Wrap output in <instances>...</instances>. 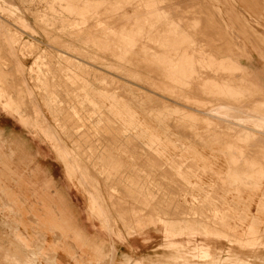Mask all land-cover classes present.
Listing matches in <instances>:
<instances>
[{
    "label": "rangeland",
    "instance_id": "rangeland-1",
    "mask_svg": "<svg viewBox=\"0 0 264 264\" xmlns=\"http://www.w3.org/2000/svg\"><path fill=\"white\" fill-rule=\"evenodd\" d=\"M213 2L0 0V131L31 135L18 119L53 140L69 177L84 184L91 210L97 204L104 211L103 225H150L134 237L123 231L124 242L110 239L88 220L87 201L50 144L34 138L29 154L19 134H2L4 144L17 140L23 157L20 171L0 183L8 188L6 179L18 176L8 189L13 209L59 212L60 230L47 238L58 249L49 251L54 262L43 264H176L161 229L179 231L175 220L189 215L207 217L204 228L239 230L257 242L255 231L264 230V91L246 85L241 64L222 61L252 48L241 22L230 29L227 21L248 13L232 14L222 0L225 20ZM228 198L245 201L228 207ZM30 218L23 220L30 225ZM4 232L15 238L17 226L0 225V264L11 247ZM101 242L107 250L114 242V263L100 256ZM212 245L227 248L224 241Z\"/></svg>",
    "mask_w": 264,
    "mask_h": 264
},
{
    "label": "crops",
    "instance_id": "crops-1",
    "mask_svg": "<svg viewBox=\"0 0 264 264\" xmlns=\"http://www.w3.org/2000/svg\"><path fill=\"white\" fill-rule=\"evenodd\" d=\"M224 2L228 3V5L224 6L228 8V12L235 14L238 12L241 13H248V15H235L232 17H229L228 25L231 29L234 28L235 22H241L239 24V27L241 28L240 32H244V34H247V39L253 40L254 42L251 43V47L243 53L244 60L247 61L245 63L243 59L240 58H227L226 60H222L223 62H231V63H238L241 64L243 76L251 75L254 77V79L260 83L263 86L264 89V50H261V45H264V33H262L256 26L252 24V22H255L262 27H264V0H223ZM240 4H236V3ZM214 4H217V6H214V9L219 10L218 13L223 15L224 13L222 9V0H215L213 2ZM221 3V4H220ZM247 7L248 10H238L236 8H241V6ZM236 7V8H235ZM217 14V12H215ZM225 19V18H224ZM226 20V19H225ZM247 46V44H244ZM256 58V61L260 63L259 66H252L249 65L251 61ZM258 75V76H257ZM264 94V93H263ZM2 121L6 124L8 122H11L10 119H2ZM19 124L23 126L24 128L28 129V132L31 134H21V133H11L15 135H20L21 138L26 142V144L29 147V154L31 153V144L34 143V138H38L41 141H44L51 145L52 149L55 150L57 153L60 161L63 163L66 178L68 179V182L73 185L78 191H80L86 201H87V212H88V220L93 223V225H100V232L109 237L110 239L113 237H116L120 239L121 242L126 241L125 236H123V231L125 229L122 226H119L117 229H113L111 227L105 226L102 224L101 216L96 215L94 212H92V200L90 198L87 199L86 194L84 193V184L76 183L73 181L69 175L66 172V168L64 165V162L61 158V153H59V150L56 149L54 146L53 140L49 139L46 135L41 134L36 127L32 125H25L22 124L21 121H19ZM17 126V124H15ZM41 126L50 127L51 125L48 123L42 124ZM2 134L6 136L5 132L0 131V177L4 178L3 176H8V174H17L20 171V159L23 158L21 154V148L19 149L17 145V140L13 141V143H10V141L3 143V137ZM48 134V132L46 133ZM53 135V134H52ZM51 137L53 138V136ZM50 137V138H51ZM31 147V148H30ZM65 152V151H63ZM17 153V154H16ZM6 159L13 161L16 166H13L10 162V166L8 169H3V164ZM12 165V166H11ZM261 165V164H260ZM13 167L17 169V172H13ZM262 167V165H261ZM263 168V167H262ZM264 169V168H263ZM12 170V171H11ZM46 170V169H45ZM40 164L37 166L38 173L42 174L45 171ZM9 171V172H8ZM11 171V172H10ZM7 173V174H2ZM46 177H50L48 173H46ZM0 183L5 184L6 182L1 181ZM10 179H6L7 183H10L9 187L6 188L5 186L0 184V225L3 227H6L7 229H13L17 226V235H15V238L10 237V234L8 232H4L6 234V238H8V241L10 243L11 247H7L6 253L3 256L4 264H43L48 262H54L53 256L50 255L53 254L55 249H58V245L56 242H48L47 238L50 237V233L54 232V230L59 231L60 219H56L59 215V212L56 210H52L51 212L46 213H40L38 211H31L26 212L24 209H19L16 211L13 209V207H16V203L12 201L13 194L9 193L8 189H11V187H14L13 185H18V176H15L14 178L9 177ZM52 179V178H51ZM2 189V190H1ZM53 193V189L51 190ZM231 198L225 199V206L228 207H240L245 199L240 200ZM46 197H44V201H46ZM261 201V200H260ZM260 201L258 200V204L260 205ZM245 205L249 206L248 200L245 202ZM73 206V205H72ZM75 209L76 207L73 206ZM75 211H78L77 209ZM48 213H51L53 217L50 219V215H47ZM70 213H72V210H70ZM78 213V212H77ZM14 214V215H13ZM45 215V216H43ZM11 216L17 217V223L16 220L11 218ZM31 217L30 222L32 224L28 225L24 222V218ZM33 217V218H32ZM39 217V218H38ZM133 219V216H130ZM238 218V216H236ZM65 217L62 218V222H64ZM27 221V220H26ZM29 221V220H28ZM97 221V224L95 223ZM133 221V220H131ZM137 222V220H136ZM141 222L148 223L149 220L143 219ZM176 223L182 224L179 231H171L167 227H163L161 229V232L163 234V237L165 239V246L168 249H171L177 253V256H175L174 260L176 261V264H255V260L260 261L261 263H264V259L258 258L257 253L259 251H264V230L263 227L260 226L259 230L255 231V236L253 239H257V242L251 243L249 240L252 238H248L244 232L241 231H234L229 232L224 229L215 230L213 227H205V223H207V217L199 218L197 215H189V217H186L184 220H175ZM191 224L190 225H188ZM236 223V222H235ZM79 224V222H78ZM80 225V224H79ZM150 227V225L142 227V228H135L134 230L125 231L128 233L131 237L137 236L142 234V232ZM231 227H235L234 222L231 223ZM84 228V227H83ZM33 234H38L39 237L35 238L33 237ZM198 236H201L202 240L200 243L196 242L194 245V238H197ZM130 237V238H131ZM112 241V240H111ZM218 241H224L227 245L226 249H216L214 245H212V242H218ZM112 242L109 246V249L107 250L104 242H101L100 247V256L105 253L108 254V260L110 263H114L115 257H116V251L117 247ZM45 247V252H41L43 255L37 254V250L41 249L42 247ZM191 247V248H190ZM11 248H14L11 249ZM235 249L239 250H246L252 253V255L248 256H241L234 253ZM107 250V252H105ZM24 251V252H23ZM49 251H53L52 253ZM27 255V256H26ZM45 255V256H44ZM42 257H45L43 259ZM40 258V259H39ZM123 264H145L143 261H133L132 258H127L125 260V263ZM150 264H157V263H150Z\"/></svg>",
    "mask_w": 264,
    "mask_h": 264
},
{
    "label": "bare ground",
    "instance_id": "bare-ground-1",
    "mask_svg": "<svg viewBox=\"0 0 264 264\" xmlns=\"http://www.w3.org/2000/svg\"><path fill=\"white\" fill-rule=\"evenodd\" d=\"M22 66V65H21ZM20 67V66H19ZM223 67V65L221 64V68ZM225 67V66H224ZM235 68H236V66H235ZM239 68V67H238ZM223 69V68H222ZM230 69V68H229ZM224 70V69H223ZM226 70V69H225ZM134 73V72H133ZM141 76V75H140ZM258 76V75H257ZM245 83H246V85L248 86V87H252V88H255V89H260V90H262V91H264V89H263V86L260 84V83H258L255 79H254V77L253 76H251V75H246V77H245ZM224 87V86H223ZM226 88V87H225ZM230 88V87H229ZM228 89V88H227ZM227 89H225V93H227V94H229V92H230V89L229 90H227ZM231 93V92H230ZM230 95H232V94H229V96ZM263 109V108H262ZM235 111V110H234ZM242 114V113H241ZM8 164H9V162L8 161H6ZM10 166V165H9ZM13 166H16L15 165V163L13 164ZM8 169V167H6V165L4 164V166H3V169ZM10 169V168H9ZM20 169V168H19ZM12 171V170H11ZM10 171V172H11ZM9 172V171H8ZM14 172V171H13ZM2 174H7V173H2ZM11 174V173H10ZM248 174V173H247ZM236 175H238V174H236ZM244 176H246V177H250V176H247V175H244ZM14 178V177H13ZM10 179V178H9ZM18 179V178H17ZM1 181H4L5 182V179L4 178H1ZM2 190V189H1ZM92 211L93 212H98V214H99V216H101V215H103L104 214V211L102 210V208L100 209L99 208V206L97 205V204H95L94 205V207L92 208ZM24 252V251H23ZM27 256V255H26Z\"/></svg>",
    "mask_w": 264,
    "mask_h": 264
}]
</instances>
